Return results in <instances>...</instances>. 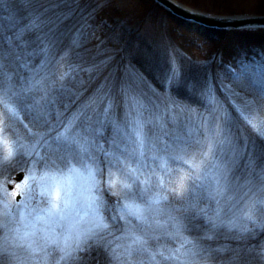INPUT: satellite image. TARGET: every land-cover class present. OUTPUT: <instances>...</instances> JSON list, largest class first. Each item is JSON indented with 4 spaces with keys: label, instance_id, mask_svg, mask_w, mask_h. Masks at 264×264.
<instances>
[{
    "label": "snow or ice",
    "instance_id": "1",
    "mask_svg": "<svg viewBox=\"0 0 264 264\" xmlns=\"http://www.w3.org/2000/svg\"><path fill=\"white\" fill-rule=\"evenodd\" d=\"M44 2L0 0V264H264V49L211 71L170 56L160 75L105 57L88 102L60 119L83 69L72 47L57 54ZM145 152L167 181L141 187ZM168 160L189 171L173 177Z\"/></svg>",
    "mask_w": 264,
    "mask_h": 264
},
{
    "label": "rangeland",
    "instance_id": "2",
    "mask_svg": "<svg viewBox=\"0 0 264 264\" xmlns=\"http://www.w3.org/2000/svg\"><path fill=\"white\" fill-rule=\"evenodd\" d=\"M180 1L212 13H264V0ZM152 2L153 0H85L80 10H76L79 0H45L43 7L47 9L46 14L56 23L54 31L59 43L56 50L57 54L63 51L65 47H72V55L68 58L69 62L80 64L81 69H83V71L78 74L76 81H68L71 90L65 89L64 91L66 92H62L71 99L57 100V106L62 113L60 119H65L73 110L78 109L88 102L89 97L93 94V90L101 83L104 75L107 73V69L104 68L105 57H111L114 61V43L108 26H116L123 21L139 23V19L143 16L145 17L147 9L152 5ZM160 7L162 8L159 9L160 14H154L153 16L145 18L147 21L141 32L144 36V42L148 44L147 47L151 50L153 55L156 56H154V60L152 59L150 63L157 75L162 74L168 69L170 56L175 60H178V57H180L179 59H182L183 57H186L185 55H188L197 61H202L209 55H211L212 58V54L218 50V46L221 44L220 39L213 46L211 45L214 40H218L215 33H208L205 28L206 26L201 25L202 27H200L195 23L191 24L188 22L190 20L183 17H181L183 19H178V15L162 6ZM166 11L171 13V19L170 16L168 17V15H166ZM170 24L172 26H170ZM178 25L182 27L181 31L177 29L175 30ZM168 30L169 32L171 31L172 34L170 37H167L166 32H168ZM135 32L136 31H133L132 33ZM252 32L258 33L256 31ZM222 37L224 38L223 35ZM227 38L231 39L232 43V40H234L236 36H230ZM74 39L78 41L79 47L72 45ZM167 39L170 40L168 44H172L171 48L166 45ZM175 48L176 50L179 49L182 51L181 54L179 51H175ZM173 52H178V54H174ZM183 53H185V55ZM226 56H228L229 59ZM233 58L234 53L228 54L225 50L220 49L216 62L220 59L231 61ZM36 59L38 62L39 57ZM129 61L138 66L134 56H131L128 62ZM92 63L94 65H92ZM113 63L116 62L114 61ZM96 65L102 67V74H96L97 77L93 76L90 78L91 72H89V70L85 71V69L90 68L91 66L99 68ZM215 67H217V63H215L214 68ZM209 70L211 71L212 69ZM82 83L85 84L84 88L80 91L76 90L78 91L76 92V86ZM28 103H32V101L29 100ZM23 115L24 120L27 121L30 116H34L35 113L26 112ZM49 115H51L53 120H57L54 109H49ZM40 119H44V117L41 116ZM169 127H171V125H169ZM15 128L21 133L25 131L23 125L19 122L16 123ZM145 157L146 167L140 169L142 173L140 181L141 187L145 186L143 184L145 177L154 184L155 179L152 173L160 172V162L152 159L147 152H145ZM127 163L132 168L137 167V161L135 158H129ZM167 165L172 170L173 177L176 174L177 169H183L184 172L189 171L188 167L179 161L168 160ZM21 168L22 164H15L9 167V170L6 173L9 178V184L15 186V184L21 182L23 176L20 180L16 179ZM160 174L161 176H165L166 181L169 179L164 172H160ZM135 187L136 185L134 184L133 188ZM209 205L214 207L212 201H209L202 196L200 199V206L206 207ZM227 211L228 209L226 207L225 212ZM132 223L135 224L136 221L133 219ZM162 239L170 246L175 247V241L170 238ZM100 264H103L102 260L100 261Z\"/></svg>",
    "mask_w": 264,
    "mask_h": 264
},
{
    "label": "trees",
    "instance_id": "3",
    "mask_svg": "<svg viewBox=\"0 0 264 264\" xmlns=\"http://www.w3.org/2000/svg\"><path fill=\"white\" fill-rule=\"evenodd\" d=\"M85 2V0H79V4L77 5L76 10H80V8L82 7L83 3ZM161 5H159L155 0H153L152 5L148 7L147 9V13L145 15V17L143 16L140 20L139 23H132V22H120L119 24H117L116 26H108V29L110 31L111 34V38L113 40L114 43V61L117 62H125L127 63L128 60L130 59L131 56H134L138 66L140 65H144L146 63H149L155 55H153V53L151 52V50L147 47L148 44H146L144 42V36L142 35V29H144L145 27V22L147 21V19L145 20L146 17L149 16H153L154 14H160L159 13V9H162L160 7ZM166 15H168V17L171 15V13L169 11H166ZM169 12V13H168ZM172 16H170L171 19ZM178 18V17H176ZM180 19V17L178 18ZM182 19V18H181ZM156 20V19H153ZM161 21V20H160ZM166 21V20H165ZM170 26H172L170 24ZM208 31V33H215V36L218 37V40H214L211 45L213 46L217 41H221V44L218 46V50L212 54V58L211 55L205 57L204 60L202 61H197L194 58L185 55V53H183L186 57H183L182 59H179L180 57H178V60L181 62L186 68L191 69L193 67V62H209L210 65V69H214V65L215 63H213L212 61L217 59V55L221 50H225L226 53L228 54H232L234 53V57H238L241 55H245L247 54L249 57H251L253 54L258 53L260 50L264 49V28L262 29H237V28H233V29H219V28H213V27H205ZM182 30V27H180V25H178L175 30ZM133 31H136L135 33H132ZM252 31H256L258 33H254ZM167 33V37H170L171 31L166 32ZM235 33V34H234ZM234 34V35H231ZM222 35L224 36V38L222 37ZM230 36H236V38L234 40H232L233 42L231 43V39L227 38ZM170 40L167 39L166 45L171 48L172 44H168ZM175 51H179L180 54L182 51H180L179 49L176 50V48L174 49ZM155 53V52H154ZM174 54H178V52H173ZM156 57V56H155ZM228 59L229 57L226 56ZM156 59V58H155ZM154 60V59H153ZM113 61V62H114ZM100 62V61H99ZM101 63V62H100ZM92 65H94L92 63ZM97 67H99L100 69H102V67L96 65ZM99 68H96L98 70H100ZM89 68L85 69L88 70ZM96 74H102L101 71L98 72H91V77L96 76ZM85 86V84H78L75 88V91L78 90L80 91L81 89H83ZM76 91V92H78ZM66 92V91H63ZM70 92V91H69ZM76 92H71V93H76ZM59 99H71L70 97L64 95L63 93H60L59 95ZM192 102H195V99L192 98ZM149 160V159H147ZM197 223H201L202 226H206L204 225L203 222V218L198 217L197 218ZM220 233H224L225 229L223 227H221V229L219 230ZM210 243H216V241H209ZM220 243H223V239H221L219 241ZM230 255V253L225 252L220 254V257H226ZM219 258V257H218Z\"/></svg>",
    "mask_w": 264,
    "mask_h": 264
},
{
    "label": "water",
    "instance_id": "4",
    "mask_svg": "<svg viewBox=\"0 0 264 264\" xmlns=\"http://www.w3.org/2000/svg\"><path fill=\"white\" fill-rule=\"evenodd\" d=\"M172 13L187 20L216 28L264 27V14H223L203 11L180 0H156Z\"/></svg>",
    "mask_w": 264,
    "mask_h": 264
}]
</instances>
